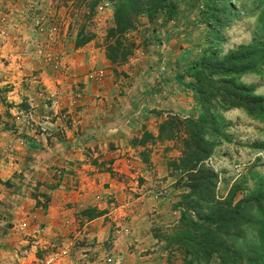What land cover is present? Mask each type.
<instances>
[{"label": "rangeland", "instance_id": "rangeland-1", "mask_svg": "<svg viewBox=\"0 0 264 264\" xmlns=\"http://www.w3.org/2000/svg\"><path fill=\"white\" fill-rule=\"evenodd\" d=\"M117 1L0 0V67L10 55L8 71L18 68L21 61L19 68L27 71L20 81V77L11 79L18 82L15 91L14 85H8L7 90L0 84V128L17 135L13 142H2L5 151L0 154V165L12 161L16 152L19 157H30L24 141L29 136L25 133L59 135L57 129L47 130L50 119L65 120L80 109L79 103L88 94L91 100L101 101L99 115L128 119L125 124L119 123L122 137L116 144V153L121 165L150 173L146 184L149 194L174 201L178 217L179 211L195 202L205 214L218 203H229L231 207L240 204L238 226L233 229L239 235L227 243L245 253L236 264H264V105L250 115L241 109L226 110L218 103L211 105L215 127L204 138L212 148L200 164L215 175L211 189L204 187L194 192L189 186L190 177L179 163L183 126L178 127L179 132L171 141L144 138L141 147L136 144L142 141L143 133L155 138L159 124L167 117L183 122L201 118L194 91V75L200 62L207 58L223 60L241 47L264 44V0H164L175 7L174 11L169 14L159 8L151 20L139 15L134 28L126 34L139 48L124 65L111 67L105 59L104 44L106 33L113 26ZM76 40L83 43L77 48L94 57L95 65L92 63L94 66L89 69L84 58L81 61L73 55ZM247 65L252 66V73L230 79L264 97V51L258 53L257 49ZM44 80L54 94L45 104H53L36 110L23 99L35 93L42 97ZM102 82L104 86L111 82L113 89L90 95ZM11 90L12 94L5 93ZM60 105L67 106L70 112L65 109V115L54 109ZM16 176L20 174L12 178ZM134 181L137 186L144 183L139 177ZM8 182L0 184L9 188ZM131 193L137 195V191ZM27 194L33 199L36 196L34 189L27 190ZM15 196L12 201L16 204H12L17 206L22 195ZM199 197L207 202H201ZM187 223L181 222L175 229L183 225L185 229ZM175 229L162 232L161 238L169 237ZM28 232L23 229L17 234L20 255L12 260L15 264H25L35 254L27 246L33 245L36 236ZM163 254V264H222L215 255L184 256L175 245L164 244Z\"/></svg>", "mask_w": 264, "mask_h": 264}, {"label": "crops", "instance_id": "crops-1", "mask_svg": "<svg viewBox=\"0 0 264 264\" xmlns=\"http://www.w3.org/2000/svg\"><path fill=\"white\" fill-rule=\"evenodd\" d=\"M73 49V55L87 61V69L95 65L92 54L81 48ZM10 57L0 67V84L7 90L10 89L8 85H14L12 90L15 91L19 85L11 79L20 77V81L27 71L19 68L22 61L18 68L8 71ZM44 82L42 97L36 93L23 97L24 102L36 110L53 104H45L53 93L46 85L47 81ZM101 84L93 86L97 90L94 89L90 95L95 96L98 90L108 92L113 89L111 82L105 86L103 82ZM12 90L5 93L10 95ZM87 96L79 103L80 109L65 120L58 117L50 119L47 130L57 129L59 135L45 137L33 131L25 133L29 136L24 140L29 158L19 157L16 152L12 161L3 159L7 164L0 165V182L8 180L10 186L5 188L0 184L1 264H15L12 260L20 255L18 225H23L28 234L36 236L33 245L27 246L32 252L56 246L68 249V256L62 259V264L164 263L165 242L160 234L174 227L178 221L174 201L149 194L146 190V184L150 182L149 172L120 164L116 153V144L122 137L119 127L128 119L125 116L116 119L99 115L101 101ZM114 108L119 110L116 104ZM54 109L65 115V109L70 112L67 106L62 105ZM54 109L51 106L53 112ZM0 119L3 118L0 116ZM0 127H3L1 121ZM15 135L0 128V154L4 155L5 151V146L1 147L2 142H13L17 138ZM15 174L20 176L13 179ZM138 177L144 183L137 186L134 179ZM29 189H34L35 200L27 194ZM135 191L137 195L131 193ZM17 193L22 197L15 206L12 200ZM86 210H90V219L81 215ZM98 212L100 215L95 216ZM16 264L24 263L18 261Z\"/></svg>", "mask_w": 264, "mask_h": 264}, {"label": "trees", "instance_id": "trees-1", "mask_svg": "<svg viewBox=\"0 0 264 264\" xmlns=\"http://www.w3.org/2000/svg\"><path fill=\"white\" fill-rule=\"evenodd\" d=\"M159 8L168 10L169 14L175 9L164 0L117 1L112 14L113 26L107 31L104 44L105 59L111 67L124 65L139 48L137 43L126 36L127 32L134 28L137 17L144 14L151 20V16ZM81 44L83 43L76 40L74 47L77 48ZM257 49L258 53L263 52L264 44L256 47H241L239 51L229 54L223 60L207 58L201 61L199 70L194 75L195 100L200 108L201 118L183 122L167 117L159 124L155 138L143 133L142 141L136 143L141 147L146 138L160 142L171 141L179 132L178 127L183 126L185 136L182 139L183 151L179 163L190 177L189 186L194 192L204 187L211 189L215 183V175L212 171L200 165L209 156L212 148L211 143L204 138L208 130L211 131L215 127L211 105L218 103L226 110L241 109L248 115L260 110L264 105V97L254 95L251 88L237 85L230 79V77L253 72L252 66L247 64L253 59ZM199 200L207 202L200 197ZM227 207H230L231 211L227 210ZM239 210L241 206L238 203L232 207L229 203H218L205 214L198 202L188 204V209L179 211L180 217L171 229H175L179 223L185 221L189 226L183 229V225L182 228L175 229L169 237H164V242L166 246L179 247L184 256L215 255L222 264L241 262L242 254L245 255V253L227 243L239 235L233 231L238 226L236 214ZM100 213H96L95 216ZM81 215L90 219V210L83 211Z\"/></svg>", "mask_w": 264, "mask_h": 264}, {"label": "built area", "instance_id": "built-area-1", "mask_svg": "<svg viewBox=\"0 0 264 264\" xmlns=\"http://www.w3.org/2000/svg\"><path fill=\"white\" fill-rule=\"evenodd\" d=\"M23 225H18L17 231H23ZM31 260L25 264H62V259L68 256V249H62L59 246L44 249L41 252L34 251ZM40 253V254H39ZM106 262H109L107 259Z\"/></svg>", "mask_w": 264, "mask_h": 264}]
</instances>
